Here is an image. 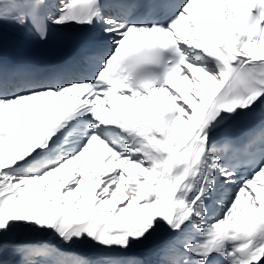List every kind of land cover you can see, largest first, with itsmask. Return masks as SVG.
I'll return each instance as SVG.
<instances>
[{
	"label": "snow or ice",
	"instance_id": "snow-or-ice-1",
	"mask_svg": "<svg viewBox=\"0 0 264 264\" xmlns=\"http://www.w3.org/2000/svg\"><path fill=\"white\" fill-rule=\"evenodd\" d=\"M7 22L99 43L0 65V264H264V0H0ZM160 230L158 259L129 255ZM83 241L94 259L63 251Z\"/></svg>",
	"mask_w": 264,
	"mask_h": 264
},
{
	"label": "rangeland",
	"instance_id": "rangeland-1",
	"mask_svg": "<svg viewBox=\"0 0 264 264\" xmlns=\"http://www.w3.org/2000/svg\"><path fill=\"white\" fill-rule=\"evenodd\" d=\"M151 240L152 239L150 237L148 240L144 241L142 244L136 245V246L133 247L132 250H135V249L138 250L137 255H136L137 257H141V258H144V259H152V260L158 259V256H156V255H153V257H147V256L143 255L146 249H154V248H148V246L151 245V243H153V242H151ZM17 242L21 243V244H28V243H48V244H51V245H56L57 244V241L52 239L49 236H45V235H27V234H23V233L18 236ZM139 247L142 248V250H139L140 249ZM71 249L72 250L78 249L80 252H83V251L85 252V251H87L89 249H96V246H94L90 241H83V242H77L75 245H72L70 247L65 246L63 248V251H65L67 253V251H71ZM93 252H95V250L90 251V253H88V254L91 255ZM90 255H87V256L89 257ZM91 258L94 259V257H91Z\"/></svg>",
	"mask_w": 264,
	"mask_h": 264
},
{
	"label": "bare ground",
	"instance_id": "bare-ground-1",
	"mask_svg": "<svg viewBox=\"0 0 264 264\" xmlns=\"http://www.w3.org/2000/svg\"><path fill=\"white\" fill-rule=\"evenodd\" d=\"M0 28L3 29L4 31H8L10 33H14V34H24L25 33V28H19V27H16L15 25H13L12 23L10 22H7V23H3V24H0ZM228 123H232V121H229ZM227 123V124H228ZM226 125V124H225ZM223 126V128H221L219 130L220 133H223V131L227 128L226 126ZM48 238V237H47ZM151 242L155 243V242H163L164 240L167 239V233L163 230H160L158 231L156 234H154L152 237H151ZM140 248V247H139ZM79 249V248H78ZM78 249H75V250H72L74 253L76 254H80L82 256H87V255H90L88 253H90V251L92 250H95L96 249H89L87 251H83V252H80ZM140 250H142V248H140ZM134 251V250H132ZM94 253V252H93ZM91 256V255H90ZM89 256V257H90ZM153 257V256H151Z\"/></svg>",
	"mask_w": 264,
	"mask_h": 264
}]
</instances>
